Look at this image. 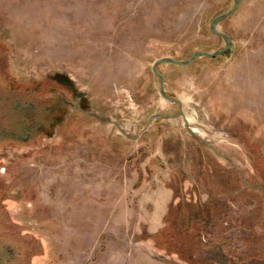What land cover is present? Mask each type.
Returning a JSON list of instances; mask_svg holds the SVG:
<instances>
[{
    "label": "rangeland",
    "instance_id": "1",
    "mask_svg": "<svg viewBox=\"0 0 264 264\" xmlns=\"http://www.w3.org/2000/svg\"><path fill=\"white\" fill-rule=\"evenodd\" d=\"M232 4L0 0L10 77L45 106L44 135L0 158L1 200L42 264H247L264 249V0L218 23L230 52L156 66L181 115L152 70L222 47L209 25Z\"/></svg>",
    "mask_w": 264,
    "mask_h": 264
},
{
    "label": "flooded vegetation",
    "instance_id": "2",
    "mask_svg": "<svg viewBox=\"0 0 264 264\" xmlns=\"http://www.w3.org/2000/svg\"><path fill=\"white\" fill-rule=\"evenodd\" d=\"M5 49L4 43L0 42V158L6 148L19 147L20 142L26 143L34 136L41 137L45 131L44 102L41 98H34L39 89L13 84L7 68ZM67 85L71 88L69 82ZM60 104L61 101L58 99L52 113L53 123L56 124L60 122ZM74 109L84 111L81 104ZM1 197L2 191H0V264H42L37 249L31 247L27 240L13 234L16 228ZM262 240L264 241V238ZM247 257H250L247 264H264V249ZM243 262L241 257H238L231 264H246Z\"/></svg>",
    "mask_w": 264,
    "mask_h": 264
},
{
    "label": "water",
    "instance_id": "3",
    "mask_svg": "<svg viewBox=\"0 0 264 264\" xmlns=\"http://www.w3.org/2000/svg\"><path fill=\"white\" fill-rule=\"evenodd\" d=\"M240 1L241 0H233L232 6L227 11L216 15L210 21V25H209L210 30L213 33L219 35L223 39V41H224V45L222 47H220L219 49H217L215 51H211V52L201 51V50L195 51L194 53H192V55L188 59H185V60H176V59L171 58V57H163V58H160V59L156 60L152 64V70L156 72V74H157V76L159 78V81H160V87H159V93H160V95L164 99H166V100H168V101H170L172 103H177L179 105V115L182 114L181 102L178 99L169 98L165 94L163 76H162V74H160L159 72L156 71V66L159 63H173V64L185 66V65H188L195 58H199V57L214 58V57L220 56V55H222V54H224L226 52H230L231 51V46H232L233 42H232V40L230 39V37L226 33L222 32V31H219L218 28H217V26H218V23L220 21H222L225 18L229 17L230 15H232L236 11V9H237Z\"/></svg>",
    "mask_w": 264,
    "mask_h": 264
},
{
    "label": "trees",
    "instance_id": "4",
    "mask_svg": "<svg viewBox=\"0 0 264 264\" xmlns=\"http://www.w3.org/2000/svg\"><path fill=\"white\" fill-rule=\"evenodd\" d=\"M225 19H226V18H225ZM195 59H196V58H195ZM192 61H193V60H192ZM192 61H191V62H192ZM191 62H190V63H191Z\"/></svg>",
    "mask_w": 264,
    "mask_h": 264
}]
</instances>
